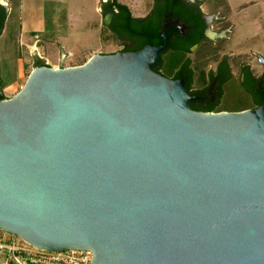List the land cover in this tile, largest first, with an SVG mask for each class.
Instances as JSON below:
<instances>
[{"label":"water","instance_id":"95a60500","mask_svg":"<svg viewBox=\"0 0 264 264\" xmlns=\"http://www.w3.org/2000/svg\"><path fill=\"white\" fill-rule=\"evenodd\" d=\"M161 45L35 66L0 100V230L92 264H264V102L197 111Z\"/></svg>","mask_w":264,"mask_h":264},{"label":"crops","instance_id":"0c3cea01","mask_svg":"<svg viewBox=\"0 0 264 264\" xmlns=\"http://www.w3.org/2000/svg\"><path fill=\"white\" fill-rule=\"evenodd\" d=\"M67 1L0 0L7 12L4 28L0 35V41H3L2 46H0V84L6 97L14 95L11 94L13 89L21 83H25L26 74L30 73L36 66L35 62L38 59H42L45 63L54 66L50 62L53 57L56 56L57 60H59L60 53L73 55L76 52L63 42L62 36L64 39L74 35L71 32L72 29L73 32L80 31V33L76 34L80 36L79 43L81 44L83 35L89 33V24L97 22V19L96 21L93 20L95 22L86 20L87 32H83L79 24V22L83 24L81 11L74 12ZM106 1L95 0V9L98 16H100L99 18L105 16L103 3ZM59 5H62L60 7L63 9L65 8L62 15H65L66 22L71 25L72 29L66 30L65 33L53 30V33L47 36V17L56 18ZM239 6L240 9H237ZM48 7L49 11H47ZM201 9L208 16L215 18L213 26L217 31H221L222 34L220 36L225 39L224 45L231 56L253 58L258 55L264 57V21L262 20L264 18V0H204ZM12 12L16 13L18 17L17 27L19 28L17 41L15 40L17 46L14 54L11 52V43L4 41V36L7 33V23ZM253 16H255V19H252ZM136 17L143 16L137 15ZM91 28L93 31L96 27L92 25ZM55 42L57 43L55 44ZM91 50L95 52V50ZM61 60L60 58L59 63L63 65ZM5 64H8L7 68ZM9 72L14 76H11V79L6 81Z\"/></svg>","mask_w":264,"mask_h":264},{"label":"flooded vegetation","instance_id":"af4514ba","mask_svg":"<svg viewBox=\"0 0 264 264\" xmlns=\"http://www.w3.org/2000/svg\"><path fill=\"white\" fill-rule=\"evenodd\" d=\"M203 3L204 0H152L147 15L143 17H147L149 20L147 23L155 25L158 19L156 14L163 16L160 21V34L155 38L162 42L157 45L164 43L161 38L164 32H167L169 36L167 48L161 53L156 65L158 71L160 74L165 72L164 53L169 51L182 53L183 56L179 58L180 61L174 69L175 73L173 76L166 77L184 80L189 95L195 97L190 103L191 107L196 106L197 111H201L199 109L204 111V108L211 106L219 109L216 111L226 110L220 108V103L225 93V85L231 80H236L242 92L251 99L253 104H256L251 108L258 107L264 102L257 101L264 96V57L231 56L224 45L225 39L220 36L221 31H217L213 26L215 18L202 11ZM105 16L111 23L112 16ZM121 41L123 42L121 51H134L125 50V46L135 47L137 42L135 38ZM200 50L203 55H198ZM208 60L211 61L205 68L198 66Z\"/></svg>","mask_w":264,"mask_h":264},{"label":"rangeland","instance_id":"374dc122","mask_svg":"<svg viewBox=\"0 0 264 264\" xmlns=\"http://www.w3.org/2000/svg\"><path fill=\"white\" fill-rule=\"evenodd\" d=\"M122 3H127L129 8L131 9V12L133 15H142L145 16L147 15V12L149 11L151 5H152V0H118ZM68 5L71 6V9L76 12V11H81V18L83 20V24L79 22L81 25V30L83 32H87L85 22L88 20L90 22L97 19L96 23H90L89 24V33L87 35H83L82 43H79V37L76 33L78 32H73V29L71 25L66 22V17L63 14V9L62 5L58 6L57 10V16L56 18L53 17L52 19L47 17L48 21V33L47 36L50 35V33H53V30H59L60 33H65L66 30L72 29V35L71 37H67L62 40L64 43L67 44V46L76 52L73 55H68V54H62L60 53L59 57L63 61V65H60L59 60H57L56 56L53 57L50 61L53 63L54 67L56 66H73V65H79L83 64L90 56L97 52H102V53H113L116 51H120L122 49V41L118 39L109 29V20L106 16L99 18L96 9H95V0H68ZM65 6V5H64ZM240 9V6L237 8ZM47 11H49V7L47 8ZM75 16V15H74ZM255 16H253L252 19ZM99 18V19H98ZM264 21V18L262 19ZM93 21V22H95ZM18 23V17L16 13L12 12L9 17V22L7 23V33L4 36V41L8 42L12 47H11V52L14 54L16 51V46L17 43H15V40L17 41V36H18V31L19 28L17 27ZM92 25L93 27H96L92 31ZM257 27V25H255ZM76 34V36H75ZM65 35V34H64ZM78 39V43H77ZM2 40L0 41V46H2ZM7 43V44H8ZM57 42H55L56 44ZM82 48V49H81ZM95 50V52H92V50ZM98 50V51H97ZM97 51V52H96ZM205 51L203 50V53ZM205 54V53H204ZM164 59L166 61V69H171L173 66H176L178 62L180 61L179 58L183 56L182 53H177L175 51H169V53H164ZM198 55H203L201 53V50L198 52ZM211 60H208L206 63H200L198 65L200 68H205L206 65L210 62ZM5 67H8V64H5ZM196 68H198L196 66ZM198 68V69H200ZM13 69V68H12ZM7 74V80L9 81L11 76L13 77L14 75ZM29 73L26 74V79L28 77ZM3 79V78H2ZM5 80V79H3ZM24 85V83H21L19 86L13 89L11 94H16L21 87ZM225 93L222 97L221 103H220V108L226 109V110H231V111H237L240 109H243L245 107H248L252 101L251 99L244 93L242 92L240 84L236 80H231L225 85ZM13 96V95H12Z\"/></svg>","mask_w":264,"mask_h":264},{"label":"trees","instance_id":"16d2710c","mask_svg":"<svg viewBox=\"0 0 264 264\" xmlns=\"http://www.w3.org/2000/svg\"><path fill=\"white\" fill-rule=\"evenodd\" d=\"M103 13L105 15H111L112 20L109 25V29L111 32L120 40L123 39H129V38H135L136 44L135 47L129 48L128 46H125V50L132 49L134 51L142 49L145 45H157L161 43L160 40H155L157 38L156 36L160 34L159 28H161V19H163V16L161 17L159 13H157V20L155 25L152 23H147L149 20L147 17H136L132 14L131 9L127 4H124L118 0H107L105 3H103ZM7 18V12L5 7L0 3V35L2 33V30L4 28V23ZM153 35V36H152ZM45 61L42 59H38L35 62L36 66L45 65ZM177 67L173 66L171 69H165V72H161L164 76H173L175 73L174 69ZM154 70L158 73H160L157 69V67L154 68ZM175 76H177L175 74ZM6 98L5 94L2 91V87L0 84V100ZM258 103H261L264 101V96L260 100H257ZM256 104H253V102L243 109L237 110H245L248 108H251L255 106ZM192 109L197 108L196 106H192ZM196 110V109H195ZM202 111V109H199ZM219 109H216L214 106L204 108V111H216Z\"/></svg>","mask_w":264,"mask_h":264},{"label":"built area","instance_id":"2783aa9c","mask_svg":"<svg viewBox=\"0 0 264 264\" xmlns=\"http://www.w3.org/2000/svg\"><path fill=\"white\" fill-rule=\"evenodd\" d=\"M88 249L47 251L0 230V264H92Z\"/></svg>","mask_w":264,"mask_h":264}]
</instances>
